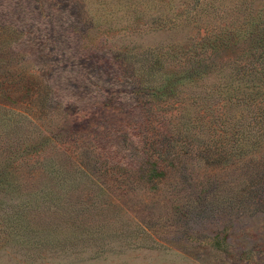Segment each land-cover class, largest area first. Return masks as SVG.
Masks as SVG:
<instances>
[{
    "label": "rangeland",
    "instance_id": "obj_1",
    "mask_svg": "<svg viewBox=\"0 0 264 264\" xmlns=\"http://www.w3.org/2000/svg\"><path fill=\"white\" fill-rule=\"evenodd\" d=\"M262 13L264 0H0V264H264L259 124L231 134L213 73L176 64L179 87L146 103L129 67L227 61L249 36L215 54L206 36Z\"/></svg>",
    "mask_w": 264,
    "mask_h": 264
},
{
    "label": "trees",
    "instance_id": "obj_2",
    "mask_svg": "<svg viewBox=\"0 0 264 264\" xmlns=\"http://www.w3.org/2000/svg\"><path fill=\"white\" fill-rule=\"evenodd\" d=\"M245 34L250 39L247 47L241 48L227 61L204 60L202 58L205 56L198 55L197 59H189L190 62L187 63L185 60L171 61L172 59L169 60L160 54L155 57L153 55L145 57L144 61L139 58L134 59L139 62H136V65L135 62H130L129 67L136 66L138 70L137 85L141 84L139 80H145L147 83L144 86L150 91L146 93L147 96L150 95L146 103L155 102V96L159 99L162 94L167 98L175 88L179 87L181 72L177 74L178 66L174 65L181 64L180 69L185 78L195 79L202 73H213L214 81L211 82L212 87L208 89V98L221 96L225 108L221 109V113H217V116L224 125H228L233 136H246L245 127L240 129L238 125L242 126L250 122L259 124L260 134L264 136V13L256 18L254 15L249 16L238 27L224 29L222 27L219 31L207 35L205 39L211 53L215 54L221 47L234 46L237 37H243ZM168 52L167 49L162 54ZM149 53L152 54L151 51ZM123 60L124 58L121 59ZM214 92H217V95ZM121 93L123 92H119ZM235 105H239L241 109L239 115L230 111Z\"/></svg>",
    "mask_w": 264,
    "mask_h": 264
}]
</instances>
